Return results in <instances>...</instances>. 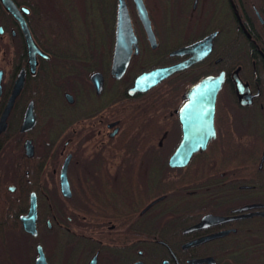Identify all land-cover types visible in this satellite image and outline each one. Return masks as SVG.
Instances as JSON below:
<instances>
[{"label": "flooded vegetation", "instance_id": "obj_1", "mask_svg": "<svg viewBox=\"0 0 264 264\" xmlns=\"http://www.w3.org/2000/svg\"><path fill=\"white\" fill-rule=\"evenodd\" d=\"M141 1L153 37L124 0L138 51L117 78L118 0H83L82 22L70 0H12L33 54L0 0V264H264V0H165L178 31L163 47ZM93 17L107 49L80 37ZM209 36V50L186 49ZM177 64L131 91L141 73ZM220 73L215 136L170 166L186 89ZM31 194L34 234L21 221Z\"/></svg>", "mask_w": 264, "mask_h": 264}, {"label": "water", "instance_id": "obj_2", "mask_svg": "<svg viewBox=\"0 0 264 264\" xmlns=\"http://www.w3.org/2000/svg\"><path fill=\"white\" fill-rule=\"evenodd\" d=\"M6 10L19 21L21 26L25 28L27 33V43L30 54L36 51V46L33 43L30 34L28 33L25 22L21 16L19 9L15 6L12 0H1ZM139 16L145 25V28L150 37H153L147 12L141 0H135ZM212 36L205 40L196 42L186 49L196 51L199 47L209 50V41ZM132 47L135 48V53L138 51L136 47V38L133 35L130 19L124 0H118L117 21L115 30V47L111 72L117 77H121L129 63ZM205 54V53H204ZM182 67L181 64L170 67H156L149 71L141 73L134 82V87L131 91H145L161 80L169 76L175 70ZM93 82L97 85L96 75L92 77ZM223 73L216 76H208L201 79L199 82L189 86L186 89V102L182 109L184 121L183 125L186 128L184 137L174 153L169 159L170 166H185L190 161L194 153L199 150H204L211 139L215 136L213 126V115L215 100L218 91L223 84ZM100 81V80H99ZM239 83V82H238ZM22 86V79L18 77L15 82L12 99L16 96ZM185 113V116H184ZM3 120V119H2ZM190 120V121H189ZM4 126V125H3ZM2 127V125H0ZM248 208V207H245ZM36 219V204L34 194L30 196L29 209L26 215L21 217L24 229L32 234L35 233Z\"/></svg>", "mask_w": 264, "mask_h": 264}, {"label": "rangeland", "instance_id": "obj_3", "mask_svg": "<svg viewBox=\"0 0 264 264\" xmlns=\"http://www.w3.org/2000/svg\"><path fill=\"white\" fill-rule=\"evenodd\" d=\"M73 2V3H72ZM83 0H70L69 5L71 8L74 7L75 10L73 11V15L76 22H82V15H83V7L82 4ZM148 5L150 6V10L152 11L153 15V22L156 34L158 38L160 39L161 46H164L163 40L164 36L168 34H173L175 37L177 36L176 33L178 29H170V22L169 16L171 15L168 13V6L165 0H148ZM96 17L90 18L87 30H85L84 35H80L81 38H96L97 42L101 45L100 47H103L104 49L108 48V43L106 42V39L108 38V31L107 29H102L100 27L96 28ZM85 27V26H84ZM89 35H88V34ZM82 34V32H81ZM102 38L105 39V41H102Z\"/></svg>", "mask_w": 264, "mask_h": 264}, {"label": "trees", "instance_id": "obj_4", "mask_svg": "<svg viewBox=\"0 0 264 264\" xmlns=\"http://www.w3.org/2000/svg\"><path fill=\"white\" fill-rule=\"evenodd\" d=\"M53 1H54V2H53ZM72 3H73V2H72ZM43 5H44V6H47V7H55L56 5L60 6V2L57 3V4H55V0H47V2H46V3H43ZM64 5H69V2H68L67 4H64ZM50 17H51L50 10H48V11H43L42 14H41V20H42L43 22H47V23H49V22L53 21ZM53 76H54V75H53ZM43 85H45L46 87H50V86H52V83H49V82L46 83V82H45V84L43 83ZM49 91L52 93L51 90H49ZM42 97H43V101H48L50 95H49L48 92H43V96H42ZM12 181H13V180H10V182H12ZM9 197L12 198L11 195H10ZM10 205H12V203H11ZM15 206H16V205H15ZM1 209H3L2 206H0V212H1ZM10 212H11V211H10ZM9 220H10V222L15 221V217L10 215ZM0 222H3V221L0 220ZM0 226H1V225H0ZM261 261L264 262V256H263V258H261Z\"/></svg>", "mask_w": 264, "mask_h": 264}]
</instances>
